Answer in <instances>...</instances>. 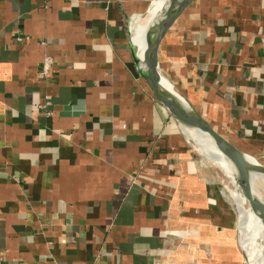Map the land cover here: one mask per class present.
<instances>
[{
    "label": "crops",
    "instance_id": "crops-1",
    "mask_svg": "<svg viewBox=\"0 0 264 264\" xmlns=\"http://www.w3.org/2000/svg\"><path fill=\"white\" fill-rule=\"evenodd\" d=\"M148 1L0 0V264H245L232 208L137 74ZM158 68L264 165V0H199Z\"/></svg>",
    "mask_w": 264,
    "mask_h": 264
},
{
    "label": "water",
    "instance_id": "water-1",
    "mask_svg": "<svg viewBox=\"0 0 264 264\" xmlns=\"http://www.w3.org/2000/svg\"><path fill=\"white\" fill-rule=\"evenodd\" d=\"M198 1L177 0L168 14L151 21L143 36L145 45L143 52L134 42L135 29L128 31L132 59L139 78L144 81L155 101L167 111L184 138L194 142L197 146L186 130L203 133L222 154L233 169L236 184L249 209L264 226V213L255 202L253 192L255 183L252 180L254 175L264 177V165L254 157L244 153L230 139L213 128L192 106L185 105L183 98L175 90L174 93L165 88L162 85V76L157 71L158 54L162 44L178 28L181 17L194 8Z\"/></svg>",
    "mask_w": 264,
    "mask_h": 264
},
{
    "label": "bare ground",
    "instance_id": "bare-ground-1",
    "mask_svg": "<svg viewBox=\"0 0 264 264\" xmlns=\"http://www.w3.org/2000/svg\"><path fill=\"white\" fill-rule=\"evenodd\" d=\"M176 1L177 0L148 1L147 6L144 8L143 12L140 13L139 18L135 20L134 24L132 25V28L135 29L136 32L134 36V42L140 47L141 52H143L145 47L143 36L149 23L159 16L168 14L170 9L173 7L172 5ZM157 71L160 73L159 68H157ZM162 85L169 91L174 92L172 85L164 77H162ZM176 93L180 95L178 92ZM181 97L183 98V102L185 105H190L184 96ZM186 131L187 134L190 135V137L195 141L197 146H199V152L203 156H206V158L211 160L214 164H217L219 168L224 172L225 176L230 180V182L232 184H235L236 180L233 169H231L229 163L214 147L209 138L205 134L197 131ZM252 180L255 183L253 185L255 188L253 191L255 202L264 213V177L261 175H254ZM230 195H232L233 197L234 204L238 213L237 224L239 225L238 227L240 231V237L242 239L240 247L245 254L246 264H264V240L262 238V236H264V226H260L258 224L259 219L252 213L249 207L246 208L247 202L244 200L241 193L232 192Z\"/></svg>",
    "mask_w": 264,
    "mask_h": 264
},
{
    "label": "rangeland",
    "instance_id": "rangeland-1",
    "mask_svg": "<svg viewBox=\"0 0 264 264\" xmlns=\"http://www.w3.org/2000/svg\"><path fill=\"white\" fill-rule=\"evenodd\" d=\"M143 10L141 12H143ZM138 18H139V15H133L131 17V20L133 21L132 24H134L135 20H137ZM128 29H129V31H132L133 30V29H130V27ZM160 74H161L162 77L166 78L165 77V72H164V75H163V73H160ZM176 79H178V77H176ZM167 81L173 86V88H174V90L176 92H178L181 96H184L186 98V100L188 101V103L191 106H193V103H192L193 101H190V100L193 97L196 100V94H195L196 93V90H194L193 88H188L187 91H183L182 89H179V88L175 87V85L170 80L167 79ZM182 84H183V82H182ZM182 92H184V93H182ZM207 121L211 125V122L209 120H207ZM211 126L213 127V125H211ZM216 130L219 131V129H216ZM186 141H187L188 145L190 146V148L193 151L194 157L196 159V163H198V165H199L198 168H196V173H198L197 171H199V173L202 172L203 173L202 175H205L206 178H210V180L214 183L213 184L214 185V189H212L211 193L214 194L215 193L214 190H216V192L218 193L220 199H223L226 203H228V205L233 210V213H234V221L237 222L238 221L237 209H236V206L234 204L233 197H232V195H230L232 192H239L240 193V190L238 189L237 184L236 183L235 184H232L230 182V180L225 176L224 172L219 168V166L217 164H214L211 160H209L208 158H206V156H203L199 152V150H198L197 146L194 144V142H192L190 140L189 141L186 140ZM247 207L248 206L246 204V208ZM258 224L260 226L262 225L259 221H258ZM238 226L239 225L236 223L235 231H234V237L236 239V244L241 249L240 246H241L242 239L240 237V231H239V227ZM262 238L264 240V236H262Z\"/></svg>",
    "mask_w": 264,
    "mask_h": 264
},
{
    "label": "built area",
    "instance_id": "built-area-1",
    "mask_svg": "<svg viewBox=\"0 0 264 264\" xmlns=\"http://www.w3.org/2000/svg\"><path fill=\"white\" fill-rule=\"evenodd\" d=\"M40 45L45 46V42L44 41L40 42ZM51 67H52L51 57L44 55L40 68H39V72H38L39 76L45 79L48 76Z\"/></svg>",
    "mask_w": 264,
    "mask_h": 264
}]
</instances>
